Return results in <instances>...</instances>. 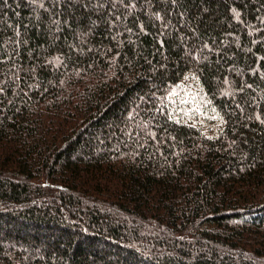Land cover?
<instances>
[{
  "label": "trees",
  "instance_id": "16d2710c",
  "mask_svg": "<svg viewBox=\"0 0 264 264\" xmlns=\"http://www.w3.org/2000/svg\"><path fill=\"white\" fill-rule=\"evenodd\" d=\"M0 264H264V0H0Z\"/></svg>",
  "mask_w": 264,
  "mask_h": 264
},
{
  "label": "rangeland",
  "instance_id": "374dc122",
  "mask_svg": "<svg viewBox=\"0 0 264 264\" xmlns=\"http://www.w3.org/2000/svg\"><path fill=\"white\" fill-rule=\"evenodd\" d=\"M184 86V89H185V92L184 94H182V100H183V103H197L195 101H197V93L199 91L197 85L195 84V81H192V80H189L187 83H184L183 84ZM192 108H199L198 107V104H194L192 105ZM190 114L191 112H185L183 116L185 117H188L190 120ZM198 114V119H196V122H200L201 124L205 125V126H209L210 128H215V124L213 123V119L214 121L216 120V118L214 117L212 119V117L210 118V116L207 114V115H200V113H197ZM196 118V117H194ZM214 133V132H213Z\"/></svg>",
  "mask_w": 264,
  "mask_h": 264
}]
</instances>
